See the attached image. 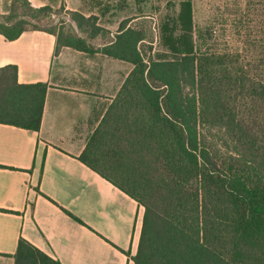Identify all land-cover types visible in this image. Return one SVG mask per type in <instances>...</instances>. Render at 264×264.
<instances>
[{"label": "trees", "instance_id": "trees-1", "mask_svg": "<svg viewBox=\"0 0 264 264\" xmlns=\"http://www.w3.org/2000/svg\"><path fill=\"white\" fill-rule=\"evenodd\" d=\"M181 6L172 58L146 61L144 37L126 19L102 49L11 15H0V33L43 29L56 35V52L67 45L132 64L78 158L143 207L133 264H264V78L238 54L197 49L191 3ZM69 13L79 27L96 20ZM16 73L0 68V123L38 131L48 84L18 83ZM12 257L62 264L23 237Z\"/></svg>", "mask_w": 264, "mask_h": 264}, {"label": "crops", "instance_id": "crops-1", "mask_svg": "<svg viewBox=\"0 0 264 264\" xmlns=\"http://www.w3.org/2000/svg\"><path fill=\"white\" fill-rule=\"evenodd\" d=\"M27 1L63 6L59 16L87 2ZM56 42L43 29L0 33V68L15 65L18 83L48 84L38 131L0 123V264H13L20 237L62 264H133L143 207L78 158L131 63L67 45L56 52Z\"/></svg>", "mask_w": 264, "mask_h": 264}, {"label": "rangeland", "instance_id": "rangeland-1", "mask_svg": "<svg viewBox=\"0 0 264 264\" xmlns=\"http://www.w3.org/2000/svg\"><path fill=\"white\" fill-rule=\"evenodd\" d=\"M86 1L81 5L82 14L87 18L94 14L96 20H88L81 27L70 13L59 16L64 13L63 6L51 8L44 16L23 1L0 0L3 11L0 15L16 17L24 27L38 23L51 28L63 40L67 35L77 34L96 49H102L113 40L119 23L126 19L127 26L142 33L144 39L139 49L147 61L160 55L174 57L173 50L178 46L175 39L182 26L179 22L181 3L189 1L196 48L238 54V61L252 75L264 78V70L260 71V63L264 62V0H127L126 3L118 0L113 4L106 0Z\"/></svg>", "mask_w": 264, "mask_h": 264}]
</instances>
